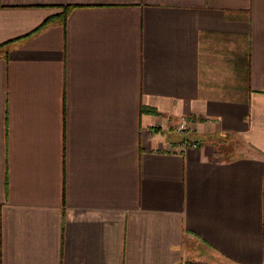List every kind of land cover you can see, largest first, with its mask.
I'll use <instances>...</instances> for the list:
<instances>
[{
    "label": "crops",
    "instance_id": "1",
    "mask_svg": "<svg viewBox=\"0 0 264 264\" xmlns=\"http://www.w3.org/2000/svg\"><path fill=\"white\" fill-rule=\"evenodd\" d=\"M0 264H264V0H0Z\"/></svg>",
    "mask_w": 264,
    "mask_h": 264
},
{
    "label": "built area",
    "instance_id": "2",
    "mask_svg": "<svg viewBox=\"0 0 264 264\" xmlns=\"http://www.w3.org/2000/svg\"><path fill=\"white\" fill-rule=\"evenodd\" d=\"M175 130L178 132H185L184 134H187L189 127H188L187 118L185 116H182L179 118V121H178L177 126L175 127ZM184 143H187V144L190 143L192 147L196 146V142L194 141L185 140Z\"/></svg>",
    "mask_w": 264,
    "mask_h": 264
},
{
    "label": "trees",
    "instance_id": "3",
    "mask_svg": "<svg viewBox=\"0 0 264 264\" xmlns=\"http://www.w3.org/2000/svg\"><path fill=\"white\" fill-rule=\"evenodd\" d=\"M69 7L70 6H67V5L64 6L63 12L57 18H54L55 16L46 18L40 26L46 25L47 23H49L50 21H52V19H59L60 21L65 20L66 14H67V11H68ZM196 140H198V139H196Z\"/></svg>",
    "mask_w": 264,
    "mask_h": 264
},
{
    "label": "rangeland",
    "instance_id": "4",
    "mask_svg": "<svg viewBox=\"0 0 264 264\" xmlns=\"http://www.w3.org/2000/svg\"><path fill=\"white\" fill-rule=\"evenodd\" d=\"M179 121V120H178ZM178 121H177V124H178ZM188 122V121H187ZM177 124L174 126V130H175V127L177 126ZM188 127L190 128V124L188 123ZM176 131V130H175ZM176 132H178V131H176ZM188 133H190V131L188 130L187 131ZM179 133H185V132H179ZM198 137H200V136H198ZM193 139L194 140H192V141H194V142H196V146L195 147H197L198 145H199V142H198V140H200V138H195V137H193ZM196 139H198V140H196ZM184 145H186V146H191L190 145V143L189 144H187V143H184ZM223 146V144L222 145H220V147H218V149H220L221 147ZM224 148V147H223ZM223 148H221V149H223Z\"/></svg>",
    "mask_w": 264,
    "mask_h": 264
}]
</instances>
